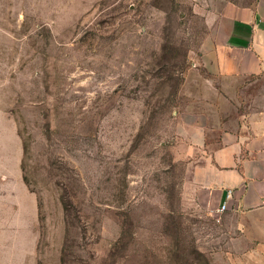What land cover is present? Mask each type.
I'll return each mask as SVG.
<instances>
[{
  "label": "rangeland",
  "instance_id": "obj_1",
  "mask_svg": "<svg viewBox=\"0 0 264 264\" xmlns=\"http://www.w3.org/2000/svg\"><path fill=\"white\" fill-rule=\"evenodd\" d=\"M223 5L0 0V264H226L178 118Z\"/></svg>",
  "mask_w": 264,
  "mask_h": 264
},
{
  "label": "crops",
  "instance_id": "obj_2",
  "mask_svg": "<svg viewBox=\"0 0 264 264\" xmlns=\"http://www.w3.org/2000/svg\"><path fill=\"white\" fill-rule=\"evenodd\" d=\"M221 1L178 111L199 151L187 194L209 215L225 204L226 264H264V0Z\"/></svg>",
  "mask_w": 264,
  "mask_h": 264
},
{
  "label": "built area",
  "instance_id": "obj_3",
  "mask_svg": "<svg viewBox=\"0 0 264 264\" xmlns=\"http://www.w3.org/2000/svg\"><path fill=\"white\" fill-rule=\"evenodd\" d=\"M230 196V190H228L227 197ZM262 204L264 205V199L262 201ZM225 210V204L219 206L214 213L212 214V217H214L215 221L219 222L220 221V215L221 213Z\"/></svg>",
  "mask_w": 264,
  "mask_h": 264
}]
</instances>
